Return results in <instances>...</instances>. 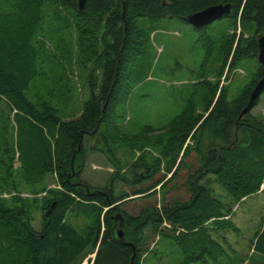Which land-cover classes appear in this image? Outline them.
<instances>
[{
	"label": "trees",
	"instance_id": "obj_1",
	"mask_svg": "<svg viewBox=\"0 0 264 264\" xmlns=\"http://www.w3.org/2000/svg\"><path fill=\"white\" fill-rule=\"evenodd\" d=\"M44 1L0 0V117L15 111V147L6 133L0 134V150L7 154L0 165L6 167L16 148L27 181L54 172L61 191L44 200L38 230L22 203L13 200L6 206L0 201V264H82L94 253L90 264H148L144 256L148 232L179 248L181 261L177 264H264V220L247 253L236 254L221 235L223 231L237 232L227 218L230 208L210 189L215 183L230 203H235L255 196L264 184V123L249 112L239 118L261 77L259 63L251 81L234 99L229 100L226 88L215 98L216 83L206 81L199 84L203 89L199 94L193 90L187 96L191 97L186 99L185 110L169 121L166 131L162 157L165 173L170 174L168 180L162 177L142 187L160 170L159 160L155 166L140 160L129 178L122 175L109 142L116 131V109L128 94L127 82L136 80L134 67L145 56L137 19L184 22L208 7L228 4L230 14L223 19L234 27L239 25L248 37L241 33L233 48L234 35H207L210 25L195 31L204 47L219 45L222 67L233 48L232 68L257 57L256 37L264 35V0H85L83 11H78L73 1L76 58L88 68L89 96L79 115L68 121L59 120L57 109L47 105L38 108L26 97L39 73L34 38ZM205 78L202 69L200 79ZM198 102H207L205 116L195 114ZM9 125L3 124L1 131ZM90 137L96 138L92 150L102 154L112 167L110 187L99 188L81 178L87 158L86 139ZM187 138L192 145L183 148ZM191 153L196 156L198 169L186 180L188 200H163L159 209L146 206L135 216L122 210V203L131 201V196L148 198L156 194V186L161 192ZM116 183L137 188L121 194ZM69 213L87 220V227L80 231L71 225ZM116 214L124 219L123 239L131 246L113 239ZM149 254L157 256L154 249Z\"/></svg>",
	"mask_w": 264,
	"mask_h": 264
},
{
	"label": "rangeland",
	"instance_id": "obj_2",
	"mask_svg": "<svg viewBox=\"0 0 264 264\" xmlns=\"http://www.w3.org/2000/svg\"><path fill=\"white\" fill-rule=\"evenodd\" d=\"M73 1L76 2V0L44 1L34 38L39 53V73L33 78L26 92L27 99L32 104L38 105V108L47 105L57 109L59 120L62 121L76 118L89 96L86 81L88 68L81 65L76 58ZM137 25L143 32L145 56L136 65L134 64V70L138 75L135 81L127 82L128 94L123 95L116 109L113 121L116 131L111 133L109 142L121 165V174L127 178L131 175L130 170L136 168L140 160L141 163L154 166L159 160L160 170L155 173L153 180L142 184L143 188H147L162 177L165 180L170 178V174L165 173L162 150L167 144L166 131L169 121L185 110L186 99L191 97L187 96L193 90L194 94H199V91L203 90L199 84L206 81L216 83L215 98L221 89L226 88L229 100L234 99L251 81L258 61L257 57L243 60L239 65L231 68L233 48L243 32L239 25L234 27L225 19L210 24L207 30V35L212 37L219 36L223 32L234 35L233 48L224 67L219 58V45L215 43L204 47L199 33L182 21L162 19L151 22L139 18ZM243 36L246 38L248 34L244 33ZM202 37H206V33ZM202 69L206 77L204 80L200 79ZM97 77L99 80L100 76ZM207 102L196 103L195 114L205 116L208 112L205 108ZM211 106L212 104L208 109ZM249 113L264 123V91ZM14 115L15 111H12L0 117V134L6 133V139L12 141L13 147H15ZM7 123L12 126L9 125L8 129L2 132L3 124ZM95 142L94 137L86 139L87 158L81 178L84 182L99 188L110 187L108 180L112 167L102 154L92 150ZM186 145H192L189 138L186 139L183 148ZM12 154L11 161L5 163L6 167L0 165V201L6 206H11L13 200L15 204L22 203L31 216L32 226L38 230L44 200L50 197L51 193L58 194L61 187L54 172L46 174L41 179L27 181L16 148ZM6 157L5 151L0 150V159L5 160ZM184 164L177 171L175 178L165 183L161 192L159 186H156V194L153 196L148 198L131 196L130 198H133L131 201L122 203V210L135 216L146 206H155L159 209L163 200L164 203L188 200L186 180L188 175H193L198 169L195 154L191 153ZM200 184H203V181ZM210 185L215 195L227 202V207L230 208V215L227 218L237 228V232L223 231L221 235L236 254L243 256L242 254H246L249 249L250 240L264 220V184L260 185L255 196L235 203H230L231 200L215 183ZM115 188L117 192L126 194L137 187L116 183ZM67 219L80 231L88 225L87 220L73 216L72 213L68 214ZM146 238L144 248L148 251L144 256L148 264H157V262L177 264L181 261L179 248L169 241L162 239L159 241L158 237L150 232L146 234ZM151 249L156 251L157 256L149 254ZM93 259L94 254H90L82 264H90ZM142 261L144 260L141 258Z\"/></svg>",
	"mask_w": 264,
	"mask_h": 264
},
{
	"label": "water",
	"instance_id": "obj_3",
	"mask_svg": "<svg viewBox=\"0 0 264 264\" xmlns=\"http://www.w3.org/2000/svg\"><path fill=\"white\" fill-rule=\"evenodd\" d=\"M76 8L78 11H83L85 0H76ZM230 14V6L226 5H215L208 7L200 12L192 14L188 16L184 22L188 24L193 29H200L207 25L214 23L224 17H227ZM256 44H257V61L261 68V77L258 82L253 87L248 102L245 108L241 111L239 118L246 115L250 110L254 107L257 103L259 96L264 91V35H258L256 37ZM118 218V224H116V220ZM123 222L124 219L121 214H116L114 217V225L112 231L115 229L116 235L118 239L121 241L120 245L131 246L130 243L125 242L123 239ZM113 239L115 240L114 236ZM116 243H118L115 240ZM119 244V243H118ZM95 254V253H94Z\"/></svg>",
	"mask_w": 264,
	"mask_h": 264
},
{
	"label": "bare ground",
	"instance_id": "obj_4",
	"mask_svg": "<svg viewBox=\"0 0 264 264\" xmlns=\"http://www.w3.org/2000/svg\"><path fill=\"white\" fill-rule=\"evenodd\" d=\"M116 224H118V218H117V220H116ZM113 236H114L115 240H116L119 244H121V241L118 239V237H117V235H116L115 229L113 230Z\"/></svg>",
	"mask_w": 264,
	"mask_h": 264
}]
</instances>
